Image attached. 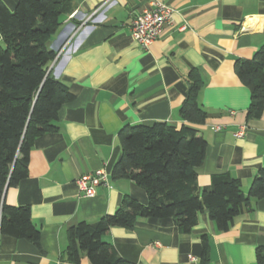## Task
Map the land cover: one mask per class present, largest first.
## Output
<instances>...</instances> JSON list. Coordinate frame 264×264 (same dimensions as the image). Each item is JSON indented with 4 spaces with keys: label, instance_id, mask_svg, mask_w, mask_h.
I'll return each mask as SVG.
<instances>
[{
    "label": "crops",
    "instance_id": "crops-1",
    "mask_svg": "<svg viewBox=\"0 0 264 264\" xmlns=\"http://www.w3.org/2000/svg\"><path fill=\"white\" fill-rule=\"evenodd\" d=\"M1 1L10 11L16 5ZM155 1L171 7L172 16L162 34L141 47L131 38L130 24ZM262 44L264 0H72L71 13L47 46L56 51L48 70L73 98L59 108L57 129L34 139L27 176L4 195L6 204L30 208L41 250L0 233V264H74L60 258L69 226L113 213L125 195L147 203L141 187L112 177L124 125L160 121L194 127L206 141L203 162L195 168L198 187L210 185L212 175L229 174L246 194L264 164V101L261 116L248 119L250 90L234 64L251 58ZM192 71L202 80L198 102L207 116L200 124L179 117ZM97 169L110 175V187L99 186L85 197L75 180ZM202 235L209 242V264H257L255 248L264 245V197L251 200V210L223 232L201 212L187 233L171 218L149 217L131 229L111 227L104 238L135 264H199ZM76 264L90 262L82 254Z\"/></svg>",
    "mask_w": 264,
    "mask_h": 264
},
{
    "label": "trees",
    "instance_id": "trees-1",
    "mask_svg": "<svg viewBox=\"0 0 264 264\" xmlns=\"http://www.w3.org/2000/svg\"><path fill=\"white\" fill-rule=\"evenodd\" d=\"M72 0H16L10 11L0 0V233L25 239L40 250V231L28 206L5 203V191L27 176L29 153L38 136L57 129L59 108L73 96L48 70L56 51L47 46ZM234 71L250 90L247 118H259L264 101V44L251 58L237 59ZM202 80L189 74L187 94L179 117L203 123L207 114L198 102ZM121 156L113 178H126L147 194L141 204L125 195L111 214L93 223L77 222L67 229V245L60 258L78 263L84 254L90 264H135L122 258L104 238L111 227L131 229L141 218H171L187 233L207 212L217 231L230 228L235 218L251 210V200L264 197V164L255 173L247 193L241 181L229 174H215L210 185L199 188L195 168L203 162L206 141L188 125L176 127L155 121L124 125L118 131ZM199 264H209V242L201 236ZM257 264H264V245L255 248Z\"/></svg>",
    "mask_w": 264,
    "mask_h": 264
},
{
    "label": "built area",
    "instance_id": "built-area-1",
    "mask_svg": "<svg viewBox=\"0 0 264 264\" xmlns=\"http://www.w3.org/2000/svg\"><path fill=\"white\" fill-rule=\"evenodd\" d=\"M172 12L171 7L160 1H155L152 6L143 8L131 21V38L141 47H148L162 34L170 22ZM242 134V130L236 133L237 136ZM75 183L85 197H93L97 187H110V175L104 169H97L78 177ZM155 244L159 246V242Z\"/></svg>",
    "mask_w": 264,
    "mask_h": 264
}]
</instances>
